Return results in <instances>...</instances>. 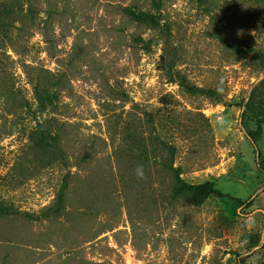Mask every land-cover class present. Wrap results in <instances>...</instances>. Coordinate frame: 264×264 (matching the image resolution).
<instances>
[{"label":"rangeland","instance_id":"obj_1","mask_svg":"<svg viewBox=\"0 0 264 264\" xmlns=\"http://www.w3.org/2000/svg\"><path fill=\"white\" fill-rule=\"evenodd\" d=\"M263 77L264 0H0V199L36 215L69 182L59 215L0 216V264H264V127L253 146L241 116ZM167 144L228 197H172Z\"/></svg>","mask_w":264,"mask_h":264},{"label":"trees","instance_id":"obj_2","mask_svg":"<svg viewBox=\"0 0 264 264\" xmlns=\"http://www.w3.org/2000/svg\"><path fill=\"white\" fill-rule=\"evenodd\" d=\"M246 51L251 54L258 53V51L253 48H246ZM172 81H176L179 87L183 88L189 94L205 95L215 102H220L222 100L221 93L214 92V90L210 87L204 88L191 84L187 76L177 75ZM46 82L50 83V78ZM46 82L42 81L34 88L37 105L42 111L46 110L51 104H53L56 98V95L52 90L53 88L47 87L45 85L47 84ZM241 107H243L241 116L248 114L252 116L254 120V129L249 130L245 127L246 130H243L246 138L254 146L255 139L261 134L264 127V77L253 86L247 97L242 99ZM57 142L58 140L56 135H52L43 127L40 128L37 135L36 147L42 151L47 150L52 152L55 154L57 160L63 161V153ZM166 147L168 155L166 169L173 180V185L171 188L172 197H185L190 202L198 206L202 205L209 198L228 197L227 194L221 192L215 187L213 181L206 180L201 183H189L185 181L181 176V167L173 165V155L175 151L174 146L167 144ZM68 183V174H66L63 176L61 185L57 190L54 201L40 214L34 215L28 212H21L20 210L13 208L11 205L6 204L0 199V216L22 215L32 220H38L41 218V216H47L49 214L59 215L64 208L65 191L68 187ZM237 202L239 205L247 203L248 205L250 204L249 200L242 201L237 199Z\"/></svg>","mask_w":264,"mask_h":264}]
</instances>
